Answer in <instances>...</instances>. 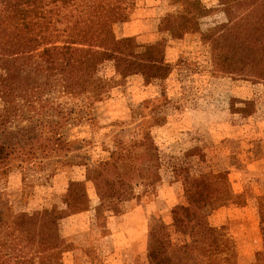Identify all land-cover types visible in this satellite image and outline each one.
I'll return each mask as SVG.
<instances>
[{"label": "rangeland", "instance_id": "1", "mask_svg": "<svg viewBox=\"0 0 264 264\" xmlns=\"http://www.w3.org/2000/svg\"><path fill=\"white\" fill-rule=\"evenodd\" d=\"M221 2L199 0L204 13L165 30L176 5L143 0L115 27L116 36L140 44L162 40L169 69L122 80L111 64L100 69L117 85L92 106L90 119L71 127V164L26 181L10 175L0 239H48L44 221H4L34 212L44 218L55 206L70 213L67 189L79 182L82 211L57 221L62 264H152L161 257L149 259V251L182 245L196 246L195 263L203 239L231 246L235 264L264 262V81L241 71L260 59L254 49L264 47V32L244 44L236 22L227 31ZM14 229L21 238L9 234Z\"/></svg>", "mask_w": 264, "mask_h": 264}, {"label": "trees", "instance_id": "2", "mask_svg": "<svg viewBox=\"0 0 264 264\" xmlns=\"http://www.w3.org/2000/svg\"><path fill=\"white\" fill-rule=\"evenodd\" d=\"M142 1L0 0V207L9 203L6 188L11 174L17 172L26 181L48 168L71 164L68 155L76 144L69 135L71 127L90 119L92 106L117 85L111 76L99 74L103 66L111 64L121 80L137 74L154 79L169 69L162 40L140 44L115 34V27L129 22ZM221 1L227 31L236 22L244 44L251 34L264 32V0ZM172 4L178 11L165 18V30L182 16L205 12L199 0H172ZM190 19L182 26L186 28ZM254 52L260 59L241 71L264 81V47ZM83 188V183L69 184L65 200L70 213L82 211ZM70 213L55 206L44 218L40 212L9 214L4 221L9 227L44 221L50 233L48 239H0V264H62L58 259L66 244L58 238L56 226ZM16 230L9 234L21 238ZM202 242L194 252L204 253L195 263L196 246L182 245L177 247L180 251L169 252L157 247L148 258L161 257L152 264H203V260L235 264L231 246L218 239Z\"/></svg>", "mask_w": 264, "mask_h": 264}, {"label": "crops", "instance_id": "3", "mask_svg": "<svg viewBox=\"0 0 264 264\" xmlns=\"http://www.w3.org/2000/svg\"><path fill=\"white\" fill-rule=\"evenodd\" d=\"M127 235V234H126ZM126 237V236H125Z\"/></svg>", "mask_w": 264, "mask_h": 264}]
</instances>
